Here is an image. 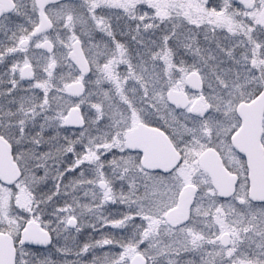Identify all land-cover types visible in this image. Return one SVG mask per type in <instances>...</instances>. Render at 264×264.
Here are the masks:
<instances>
[{
	"label": "rangeland",
	"instance_id": "374dc122",
	"mask_svg": "<svg viewBox=\"0 0 264 264\" xmlns=\"http://www.w3.org/2000/svg\"><path fill=\"white\" fill-rule=\"evenodd\" d=\"M152 1L148 2L149 7L156 9ZM163 1L169 4L168 7L163 4V7L170 9L163 13V25L157 24L156 17L148 11L145 13L140 7L133 8L138 14L134 19L129 15L128 6L125 8L122 5V0H100L99 6L104 10L100 11L98 18L93 17L91 12L86 13L79 4L66 3L51 10L58 41L64 35L62 50L57 49L51 58H46L30 48L26 59L21 58L17 67L19 70L26 64L34 67L37 82L30 85L31 88H47L50 86L46 81L55 80L57 84L52 82L51 88L59 89V93L49 95L48 101L41 99L42 92L39 97L32 95L28 99L26 96L24 100L16 102L20 107L12 113L11 104L6 107L3 102L4 97H9L6 92H0L3 127L6 129L12 125L8 121H22L21 126L13 130L7 128L9 132L6 130V137L12 139L16 148L15 162L23 173L22 179L13 187L15 203L20 208V221H8L7 227L17 238L22 226L36 222L33 217L40 205L39 208L45 207L44 215L53 218L58 224L59 229L54 232L58 239L62 238L60 232L69 230L68 218L76 219L77 225L71 229L67 243H72L70 249L74 251L70 258H79L82 260L80 264H87L92 259L93 249L96 253L102 251L95 247L94 242L104 234L124 242L120 264H130L137 255L143 256L147 264H219L220 260L223 264H264V204H253L248 200L246 172L239 171L241 178L235 195L228 200H220L197 166V158L204 151L203 147L213 146L215 142L223 143V56L239 45L238 39L227 35H232L233 30L223 27L227 22L224 19L229 20L223 15V7L253 9L254 24L246 25L260 31L256 38L260 77H264V0H259L260 4L257 5L255 0L254 4L251 0L252 4L248 7L241 3L234 5L235 0H186L188 7L184 8L178 0L173 3L172 0ZM126 9L128 12H125ZM212 14L218 19L213 21ZM101 20L110 22L111 37L108 36V41L112 39L120 45L109 47L91 42L96 38L94 29L100 27ZM126 23L133 24L130 25V32H124L121 26ZM228 24L237 27L231 21ZM81 37L86 39L84 50L90 69L85 78L77 75L65 58L70 43ZM150 54L153 58L149 57ZM171 62L176 66L175 70L181 72L189 68L190 72H196L202 79L204 89L195 95L193 106L180 113L178 118L181 124L179 141L183 140L184 131L195 128L194 136L199 138L202 151L194 155L196 160L192 166L195 168L189 169L184 165L174 174L150 177L141 169L135 156L122 157L120 160L108 158V140L114 132L121 137L141 122V106L146 103L145 99L148 102H152V99L164 102L165 93L172 87V77L167 78ZM53 63L56 65L55 74L50 71ZM160 65H167V68L160 71ZM227 71H230L229 65ZM186 76L183 74L179 78L182 86L176 88L175 84L176 90L187 91ZM232 80L227 77L225 83L232 87ZM74 81L85 85V95L78 101L65 95L66 86ZM233 91H228L227 98L230 107L235 108L242 97ZM203 97L206 101L198 114L197 104ZM28 100L33 105L28 104ZM37 103L40 108V104H46L45 112H42L44 117L38 112ZM73 108L80 109L85 121L82 130L67 131L63 126L65 117ZM43 125L51 127L52 132L45 133ZM38 128L42 129L41 134H34L32 131ZM229 130L225 131V135ZM53 136L57 140L56 144L51 142ZM77 141L84 142L83 147H97L99 159H87L94 168H87L83 176L85 181L70 168L69 174L56 179L52 169L59 171L61 166L56 163L60 161L54 160L51 155L56 153L60 156L65 148L75 152ZM28 143L36 144L35 150L31 146L29 148ZM111 160L112 168L109 167ZM54 178V185L67 188L64 194L71 193L70 188L74 185L80 190L74 196L64 195L61 204H50L48 196ZM101 182L107 184L106 189L98 186ZM192 182L199 191L189 209L187 223L177 228L167 226V212L178 206L182 189ZM1 192L8 194L7 190ZM6 212L0 208V225L6 223ZM47 220L43 216L40 222ZM106 221L116 222L115 226L105 227ZM52 231L53 228L49 233ZM225 233L231 237L229 248L220 245V238ZM67 243L60 242L61 250ZM85 244L91 246L87 249L88 254L77 255L76 252H80ZM33 250L42 253L36 248ZM54 253L57 252L52 253L53 257ZM40 256L46 263L48 258L52 261L55 258H50V254ZM30 257L24 256V264H36Z\"/></svg>",
	"mask_w": 264,
	"mask_h": 264
},
{
	"label": "flooded vegetation",
	"instance_id": "af4514ba",
	"mask_svg": "<svg viewBox=\"0 0 264 264\" xmlns=\"http://www.w3.org/2000/svg\"><path fill=\"white\" fill-rule=\"evenodd\" d=\"M99 1L100 0H77V1L64 0V1L47 4L44 7L43 12L45 16L47 17V19L49 20V22L51 23V29H49L48 31H44L38 35L37 34L35 35V32L39 28L40 22H41L39 18L40 12H39V9L37 8V1L36 0H0V92L2 91L6 92V95L9 97V98L4 97L3 102L6 104V107L9 104H11L12 113H15L16 109L20 107L16 103L18 102L19 99L24 100L23 98H25L26 96L29 99V97H31L32 95H36L41 92L40 87L38 88L35 87L34 89L30 87V85H34L37 82L36 72L34 70V67L31 64H26L19 70V68L17 67L19 60L21 58L22 60L26 59L25 57L30 53L29 52L30 48H33L40 55H43L46 58H51L55 54L57 49L62 50L63 48L62 43L65 41L64 35L62 38H59V41H58V39L56 38L57 29L55 27L53 18L50 15L51 10L55 7L61 6L66 3L79 4L82 10L84 11L86 10V13L91 12L93 17L98 18L99 16L98 14L100 13V11L104 10L103 7L99 6ZM149 1L151 2L152 0H122V5L125 6V8H127L128 6V9L130 10L129 15L131 17L135 16L134 19L137 18L138 14L135 13L133 8L136 9L140 7L143 11H145V13L148 11V13L153 14L156 17L157 24L159 22V25H163L164 20H161V18H163V13L170 10V9H165L163 7V4H165L167 7L169 6V4L164 2L163 0H154L152 1L156 6L155 7L156 9H154V8L149 7V3H148ZM252 1L254 4V0ZM252 1L251 0H235L233 1L234 2L233 4L237 5L241 3L242 5H245V7H248L250 4H252ZM255 2H256V5L258 3L260 4L259 0H255ZM103 3H105V1H103ZM172 3H173V0H172ZM86 6L90 7L91 9L89 10ZM150 9H153L152 10L153 12H151ZM252 11L253 9L251 8L235 7V8L228 9L225 6L223 7V13H224L223 15H226V17L229 18V20H227L225 16H223V18H225L224 20L227 21L226 24L225 23L223 24V27L227 26L228 29L230 28L231 30H233L232 35L231 34L230 35L227 34V35L232 38L238 39V44H239L238 46L233 47V49H231L232 50L231 53H229L230 50H228L226 55L223 56V141H222L223 143L218 144L217 142H215L213 146L210 145L208 147H203L202 150L204 151H202L199 138L194 136V133L196 132L195 128L184 131L182 135L183 140L179 141L178 135L180 136V127H181V124L178 120L179 115L180 113L187 111L190 107L193 106V103L195 100L194 97L196 94H198V92H194L187 86H186L187 87L186 92H183L181 90H176L174 88L175 84H176V88L182 86L181 81H179V78L183 76V74H181L180 71L175 70L176 66L174 65L173 62H171L170 63L171 65L168 67L170 72L167 73L168 75L167 78L172 77L171 78L172 87L168 89V91L165 93L164 102L163 103L159 102L156 99L155 100L152 99V102H148V100L145 99L144 102L146 103H143V105L141 106V119H142L141 122L138 123V125L134 127L133 129L127 131L124 135L122 134L121 136L122 139L120 135L119 134L116 135L115 132L112 134V136H110L108 140V143L110 144L109 146L110 148L109 156L110 157L108 158L113 159V160L114 159L120 160V158L122 157L126 158V156H130V157L135 156L137 157V162L141 165V169L146 173V175L150 177L151 176L153 177L161 176L162 177V176L171 175V174L178 172L184 165L189 169L195 168L192 165H194V160H196V156L194 155L197 153V151L199 150L202 151V153L197 158V166H198L199 157L203 155L205 152H207L208 150H214L218 154L224 168L231 175L237 176L238 183H239V179L241 178L239 171H242V170L246 172L247 181L249 182L248 180L249 173H248V166H247L246 159L244 156H242L235 150L232 140H233V137L238 132V130L240 129V127L242 126V118L237 114V109L239 105H241L242 103H246V104L253 103L264 92V77H260L261 75L259 71L260 63H259V57H258L259 45H257L258 40L256 38L257 33H259L260 31L255 28L250 29L249 26L246 25V23L254 24V20L252 17L254 13ZM125 12H128L127 9ZM173 16L174 14L171 13V18H173ZM229 21H231L233 24L234 23L237 24V27L233 28L229 26V24L227 25ZM109 24L110 22H107L106 20L105 21L101 20L100 27L99 28L97 27L94 29L96 38H93L91 42H96V43L99 42L100 44L107 45L109 47L110 46L113 47L114 44L120 45L119 42L114 43L115 40L111 39L110 41H108V36L111 37L110 35L111 30L109 29L110 27L108 26ZM130 24L131 23H126L124 25H121L122 28L125 29L124 32H127V31L130 32L129 30ZM157 24H155L156 27H157ZM159 27L161 28L162 26H159ZM85 40L86 39L84 37L75 38L70 43L71 44L70 50H67L66 55H65V58L67 62L69 63V65L72 67V69L77 73V75H82V77L84 78L88 76L90 69H89L88 74L86 76H83L81 67L78 64H75L73 61H71L70 57L73 51V46L76 43H79L80 50L83 54V58L86 61L87 66L89 67L87 57L85 54V50H84L85 43H86ZM160 41H162V39ZM44 46H46V48L48 49H44ZM240 46L242 47L241 51H239ZM98 47H101V45H99ZM244 52L245 54H242ZM228 65L230 66V71H227ZM27 67L30 68L29 72L31 76H33V80L31 81L25 80L23 78V72L25 68ZM164 67L167 68V65H164ZM164 67L163 65H160V67L158 66L160 71H163ZM55 70H56V65L53 63L50 66V71L55 74ZM189 73H186V75ZM228 75H230V77ZM227 77L230 80L233 79L232 87H230V84L225 83V79H227ZM46 82L50 86V88L53 85V83L57 84V81L55 80L52 81L53 83L50 81H46ZM201 82H202V79H201ZM42 83H45V82H42ZM73 83L83 84L84 94L81 97L83 98L85 95L84 83L80 81H74V82L69 83L68 85L73 84ZM202 87H203V82H202ZM66 88H65V95H66ZM231 90H234L235 91V92L233 91L234 93L242 97L241 99H239L240 101L235 106V108H232V106L230 107V102H228V98H227L228 91H231ZM53 91H51L53 94L59 93V89L57 88H54ZM170 92H181L184 95H187L190 100L189 107L186 110H181L173 106L168 97V94ZM70 98L76 101L81 99V98L77 99L74 97H70ZM165 101H166V104H165ZM205 101H206V98L204 97L198 101V104H197L198 110L201 109ZM28 104H32V101L28 100ZM198 110L196 111L197 113H198ZM3 120H4L3 116L1 118V115H0V139L3 140L8 145L12 158L15 162L14 156L16 153V148L13 145L12 139L6 137V130L9 132V129L13 130L18 126H21L22 121L18 120L15 123H13L12 121L11 122L8 121V124H12V125L7 127L9 129L7 128L5 129V127H3ZM82 122L83 124L81 127L65 128V130L67 131L68 130L69 131L82 130L83 127L85 126V121L83 118H82ZM139 125L144 126L149 132L147 133V130H146L145 134L142 137L143 146L141 147V149L131 150L129 149L127 138L130 134H132L135 131V129ZM229 128H231V130H229ZM41 130L42 129L38 128L36 131L34 130L32 132L34 134L36 133L41 134L40 132ZM50 130L51 129H49L48 131ZM227 130H229L228 134L225 135V131ZM45 133H48V132H45ZM149 135H151L153 138L150 137ZM38 136H41V135H38ZM157 136H162L169 144H171L172 149L174 151L175 159H174L173 164L169 167L162 168L157 163L154 164V163L149 162L150 157L155 158V159H162L163 157L166 156V153L160 150V146L158 145L159 141H158V138H156ZM150 139H154L155 141H151ZM263 141H264V119H263L262 142ZM51 142L56 144L57 140L51 139ZM83 143L84 142L77 141L78 148H76L75 152H72V151L67 152V148H65L64 149L65 151H63L62 149V153L60 156H57L56 153H53L51 155V158H53L54 160H59L61 163H64L65 165L67 164L68 159L74 160V157H76V162H75L73 171H76L77 174H80L82 177V180H84L83 176L85 175L87 168H94L93 165L91 166L90 163L84 159V156H87L89 161L92 159L94 160L97 159V151H96L97 147L95 146L93 147L84 146L83 147L82 146L84 145ZM30 146L32 147V150H35L34 147L37 145L30 144L29 148ZM109 163H110L109 167L112 168V160L109 161ZM144 163H146V165H144ZM16 165L18 166L17 163ZM56 165L60 166L59 162L56 163ZM84 167H86V169H84ZM18 168L20 172L22 173L19 166ZM198 169L201 171V174H203L204 179H206L207 181H210L207 174L203 170H201L199 166H198ZM52 170L54 171L53 174L55 175L56 179H58V177L61 178L62 172L64 171L63 168L60 167L59 171L58 169H52ZM73 171L71 173H73ZM22 177H23V173H22ZM56 179L52 181L53 185L50 186L51 192L48 196L50 204H57V203L61 204L63 202L62 197H64V195L74 196V194H77L78 190H80L78 189L77 186L74 185L73 188H70V190L72 191L71 193L64 194L67 188L62 189L60 188V186L54 185L56 183ZM0 183L4 186L11 187L9 185L3 184L1 181ZM101 183H104V182H101ZM101 183L98 184L100 188H101L100 186ZM104 184L106 185V188H107V184L106 183ZM57 185H60V184L58 183ZM188 186L197 187V185L195 186V183L192 182L191 184L185 186L182 189L181 193ZM210 186H211V183H210ZM198 191L199 189L197 187V193ZM179 202H180V195H179L178 205H179ZM92 207H95V206H92ZM180 225H183V224H180ZM73 228H69V229H73ZM11 236L14 239L16 250H17L16 246L31 247V248L42 247L41 244H23L22 243V230L20 232V235H18L17 238L14 237L13 235ZM50 238H51V243H52L51 235H50Z\"/></svg>",
	"mask_w": 264,
	"mask_h": 264
},
{
	"label": "water",
	"instance_id": "95a60500",
	"mask_svg": "<svg viewBox=\"0 0 264 264\" xmlns=\"http://www.w3.org/2000/svg\"><path fill=\"white\" fill-rule=\"evenodd\" d=\"M39 9L40 26L35 35L51 29V23L45 16L43 10L47 4L64 0H36ZM77 1V0H71ZM44 49L46 46H44ZM70 60L78 64L83 76L89 72V67L83 58L79 43L73 46ZM53 69V68H52ZM30 68H25L23 78L25 80H33L30 74ZM186 85L195 92H200L202 82L196 72L187 75L185 79ZM84 94V86L82 83H73L67 86L66 95L74 98H81ZM169 100L173 106L181 110H186L190 105L187 95L181 92H170ZM201 109L198 110V113ZM237 114L242 118V126L233 137L232 143L235 150L245 157L248 166L249 193L248 199L255 204H264V147L262 145L263 137V119H264V92L251 104L242 103L237 109ZM83 124L82 116L79 109H72L64 120L66 128L81 127ZM147 129L139 125L135 131L127 138L129 149L140 150L143 146L142 137ZM149 131L147 130V133ZM152 137L151 135H149ZM153 138V137H152ZM160 150L166 153L162 159L150 157L149 162L158 164L162 168L169 167L173 164L175 154L171 144H169L162 136H157ZM155 138V139H156ZM155 141L154 139H150ZM146 165V163H144ZM199 167L210 178L213 189L220 199H228L234 195L238 178L231 175L223 166L218 154L214 150H208L198 160ZM22 173L14 162L8 145L0 139V181L9 186H14L20 181ZM102 189L106 188L104 183L100 184ZM197 188L194 186L186 187L180 195V202L177 208L167 212L165 222L169 227H176L184 223L189 218V209L192 205ZM69 225V224H68ZM75 224L69 225L73 228ZM51 241L50 235L43 230L37 223H29L22 232L23 244H41L49 245ZM220 245L223 248H229L231 245V237L225 233L220 238ZM17 252L13 237L8 233L0 232V264H16ZM130 264H147L145 258L137 255L132 259Z\"/></svg>",
	"mask_w": 264,
	"mask_h": 264
},
{
	"label": "trees",
	"instance_id": "16d2710c",
	"mask_svg": "<svg viewBox=\"0 0 264 264\" xmlns=\"http://www.w3.org/2000/svg\"><path fill=\"white\" fill-rule=\"evenodd\" d=\"M173 1H175V0H173ZM177 1V0H176ZM179 2H180V4H181V7H186L187 5H188V2L186 1V0H178ZM188 7V6H187ZM204 16V15H203ZM135 16H133V18H134ZM213 17V21H214V19L215 20H217L216 19V17L217 16H215V15H213L212 14V16H211V18ZM204 18H205V16H204ZM210 20V19H209ZM131 26L133 25L132 23L130 24ZM151 55V54H150ZM141 56V55H140ZM153 56V55H152ZM152 56H149V57H152ZM153 61V60H152ZM151 61V62H152ZM145 63H146V61H145ZM153 63V62H152ZM191 70L189 69V68H187V69H184L183 71H181V74H186V73H188V72H190ZM53 86V85H52ZM51 86V87H52ZM40 88H42V87H40ZM53 89L54 88H50V87H47V88H42V93H43V96L41 97V99H43L44 101H48V99H49V95H51V94H53L51 91H53ZM40 92V93H41ZM54 92V91H53ZM39 93V94H40ZM39 94H36V96L37 97H39ZM55 94V93H54ZM45 103V102H44ZM37 107H39V103H37ZM41 106H42V108H37L38 109V112H40V113H42V112H45L44 111V109H46V104H40ZM43 114V113H42ZM43 117H44V114H43ZM42 117V118H43ZM44 119V118H43ZM46 126L47 125H43L42 126V128L45 130V132H48V133H51V131H48L49 129H51V127H47L46 128ZM49 136V135H48ZM67 152H68V149H67ZM73 162H74V160H72V159H68V161H67V164L65 165L64 163H61V162H59V165L61 166V168H63V172H62V177H64L65 176V174L66 173H68L69 174V165H72L73 164ZM0 190L2 191V190H7V195L6 194H3V192H1L0 193V208H2V209H5L7 212V215H5V220H6V223H4L5 225H0V231H2V232H7V233H11V234H13L14 232L13 231H10V229L7 227V226H9V224H8V221H10V223H12V222H14V223H19V221H20V218H19V210H20V208L16 205V203H15V198H16V196H15V192L13 193V187H7V186H4V185H2L1 183H0ZM42 205V204H41ZM40 206V205H39ZM39 206L37 207V209H36V215H35V217H33V218H36L35 220H36V222L37 223H39L40 225H41V227L43 228V229H45V230H47V229H49L48 231H50L51 230V228H53V231L52 232H50V234H51V236H52V243H51V246L49 247V248H46V249H40V248H36L37 249V251H41L42 253H40V255H46V256H48V254H50V258H54V261H52V260H50L49 258L47 259V261H48V263H46L45 261H42V259L40 260V264H56V262H59V264H80V262L82 261V260H80L79 258H73V259H71L70 258V256H73V250L72 249H70V247H71V245H72V243H70V242H68L67 243V241L69 240V238H68V236L69 235H71V233H72V230L71 229H66L64 232H60L59 233V235H62V238L61 239H58V237H56L54 234V232L56 231V230H58L59 229V226H58V224L57 223H55V220L53 219V218H50V217H46L44 214H45V207H42V208H44V209H42V208H39ZM43 216H44V219L46 220V219H48L47 220V222L45 221V222H43V223H41L40 222V220L43 218ZM49 222H50V224H49ZM24 226H22L21 228H20V231L21 230H23L24 228H23ZM23 228V229H22ZM58 228V229H57ZM68 238V239H67ZM61 243H67V246H63V250H62V252H63V254H59V253H54L55 255H54V257H53V255H52V253L54 252V251H56L55 249H56V246H59L60 245V242ZM70 243V244H69ZM65 244H63V245H65ZM62 245V244H61ZM17 247V258H18V255H19V253H20V250L21 249H28V250H31L32 252L34 251L33 249H35V248H31V247H20V246H16ZM74 247H76L75 245H74ZM69 250H71L70 252H69ZM35 252V251H34ZM76 253H79V251H77ZM32 260H33V258L32 257H30ZM42 262H45V263H42ZM33 264V263H32ZM219 264H223V261H219Z\"/></svg>",
	"mask_w": 264,
	"mask_h": 264
},
{
	"label": "snow or ice",
	"instance_id": "6c2138e0",
	"mask_svg": "<svg viewBox=\"0 0 264 264\" xmlns=\"http://www.w3.org/2000/svg\"><path fill=\"white\" fill-rule=\"evenodd\" d=\"M83 135V133H81ZM50 139H56L55 137L50 138ZM69 152L73 151V149L69 148ZM84 159L87 160L88 157L84 156ZM99 159V157H97ZM76 162V157H74V162L73 165H69L68 167L70 169L74 170V165ZM77 221L75 218L70 217L67 220V223L69 225L75 224ZM116 222H105V227H113L115 226ZM50 224V222H49ZM127 226V225H125ZM94 228V225L92 226ZM108 241H111V243H108ZM95 247L101 248L102 251L100 253H96L95 250L93 249L92 251V259L87 262V264H120V258L123 254V248H124V242L122 241H116L114 239V236L109 235V234H104L101 236L98 240L94 242ZM47 248V245L43 246ZM91 247L89 244H85L83 246V249L77 255L84 254L87 255V249ZM121 249V251H116V249ZM56 252L59 254H63L61 248L59 246H56ZM28 255L33 257L34 261L36 264H40L41 256L39 253L32 252L31 250L28 249H21L20 253L17 258V264H24V256ZM56 264H59V262H56Z\"/></svg>",
	"mask_w": 264,
	"mask_h": 264
}]
</instances>
